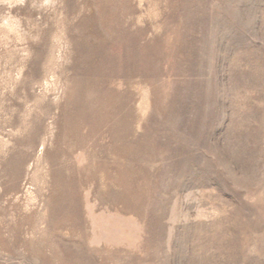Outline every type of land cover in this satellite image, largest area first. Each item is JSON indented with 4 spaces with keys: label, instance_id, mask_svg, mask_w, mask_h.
<instances>
[{
    "label": "rangeland",
    "instance_id": "rangeland-1",
    "mask_svg": "<svg viewBox=\"0 0 264 264\" xmlns=\"http://www.w3.org/2000/svg\"><path fill=\"white\" fill-rule=\"evenodd\" d=\"M0 264H264V0H0Z\"/></svg>",
    "mask_w": 264,
    "mask_h": 264
}]
</instances>
